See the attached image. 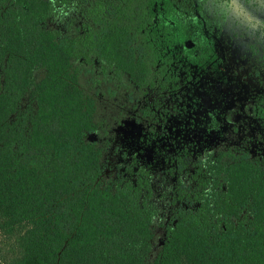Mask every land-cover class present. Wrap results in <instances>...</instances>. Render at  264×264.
<instances>
[{
  "label": "trees",
  "instance_id": "trees-1",
  "mask_svg": "<svg viewBox=\"0 0 264 264\" xmlns=\"http://www.w3.org/2000/svg\"><path fill=\"white\" fill-rule=\"evenodd\" d=\"M213 57L251 106L220 143ZM0 264H264V0H0Z\"/></svg>",
  "mask_w": 264,
  "mask_h": 264
},
{
  "label": "flooded vegetation",
  "instance_id": "flooded-vegetation-1",
  "mask_svg": "<svg viewBox=\"0 0 264 264\" xmlns=\"http://www.w3.org/2000/svg\"><path fill=\"white\" fill-rule=\"evenodd\" d=\"M169 40L183 44L182 50L189 53L191 52L188 54L190 58H199L204 56L197 51L196 36L191 35L188 38L183 36L174 37ZM212 62L213 64L210 62L209 75L202 76L203 78L201 81L197 80L196 86L189 87L190 85H194L196 80L195 78L188 82H184L183 87H187L188 92H191L192 96L201 98V110H207L206 118L211 121V125H209L206 135H208L209 139H211L210 141L213 143H220L222 141H226V138L230 137L233 132L239 133L247 124L252 123V120L249 119L250 117L248 118L249 120L245 122L247 120L246 115L251 110V106L246 105L247 91L245 84H243V82L247 80L246 77H243V82L236 84L234 83L230 72L229 62L224 63L215 58ZM203 65H205V63H203ZM208 85L213 86L209 91L210 95L204 93ZM202 100L206 101V105L203 104ZM235 127L239 129L238 132L234 131ZM141 132L142 134L141 136L139 135V140L138 136L135 138L139 141V146H141L140 150H134L127 144H124L119 140L117 141L125 148H130L134 152L140 153L146 164L154 165L157 160L156 148H154V146L149 147L151 150V156L149 155V158L151 157L152 159V161H150L151 159L146 158L147 153H143L144 147H142L141 144V140L144 137V128H141ZM193 136L194 139L198 140L200 139L201 134L195 131L193 132ZM242 139L244 140V134H241L238 140L241 141Z\"/></svg>",
  "mask_w": 264,
  "mask_h": 264
},
{
  "label": "rangeland",
  "instance_id": "rangeland-1",
  "mask_svg": "<svg viewBox=\"0 0 264 264\" xmlns=\"http://www.w3.org/2000/svg\"><path fill=\"white\" fill-rule=\"evenodd\" d=\"M141 128L143 129L142 125L137 124L134 120L130 119L127 120L122 126L117 128L116 135L118 137V140L122 143L127 144L134 150H140L141 146H139V141H137V139L135 138L136 136H138L139 140V137L142 134ZM144 152L147 153L146 158H149V155L151 156V150L149 147H144L143 153ZM149 159H151V157ZM150 161H152V159Z\"/></svg>",
  "mask_w": 264,
  "mask_h": 264
}]
</instances>
